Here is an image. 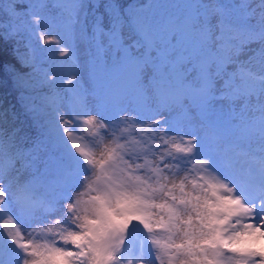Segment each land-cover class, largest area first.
<instances>
[{
    "label": "snow or ice",
    "instance_id": "snow-or-ice-1",
    "mask_svg": "<svg viewBox=\"0 0 264 264\" xmlns=\"http://www.w3.org/2000/svg\"><path fill=\"white\" fill-rule=\"evenodd\" d=\"M0 41V264H264V0H0Z\"/></svg>",
    "mask_w": 264,
    "mask_h": 264
},
{
    "label": "trees",
    "instance_id": "trees-1",
    "mask_svg": "<svg viewBox=\"0 0 264 264\" xmlns=\"http://www.w3.org/2000/svg\"><path fill=\"white\" fill-rule=\"evenodd\" d=\"M1 50L2 49L0 48V51ZM5 64H16V62L14 60L8 61L2 55L0 56V97L5 98V106H7V103L9 102L15 103L17 92L14 88L12 79L4 70Z\"/></svg>",
    "mask_w": 264,
    "mask_h": 264
},
{
    "label": "rangeland",
    "instance_id": "rangeland-1",
    "mask_svg": "<svg viewBox=\"0 0 264 264\" xmlns=\"http://www.w3.org/2000/svg\"><path fill=\"white\" fill-rule=\"evenodd\" d=\"M13 45H14V41H8L7 43L0 41V48L2 49L0 51V56L2 55L8 61H11V60L15 61V59L13 58V55H12ZM18 67H19V65H18Z\"/></svg>",
    "mask_w": 264,
    "mask_h": 264
}]
</instances>
